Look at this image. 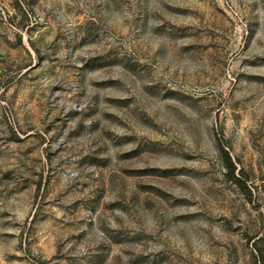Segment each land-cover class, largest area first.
Listing matches in <instances>:
<instances>
[{"label":"rangeland","instance_id":"obj_1","mask_svg":"<svg viewBox=\"0 0 264 264\" xmlns=\"http://www.w3.org/2000/svg\"><path fill=\"white\" fill-rule=\"evenodd\" d=\"M0 264H264V0H0Z\"/></svg>","mask_w":264,"mask_h":264},{"label":"trees","instance_id":"obj_2","mask_svg":"<svg viewBox=\"0 0 264 264\" xmlns=\"http://www.w3.org/2000/svg\"><path fill=\"white\" fill-rule=\"evenodd\" d=\"M221 155L223 158V162L225 164L227 175L228 177L233 180L239 187H241L244 191L250 192V189L246 186L244 180L240 175H238V172L236 173L237 166L235 164L234 159L231 157L228 150H226L222 145H219Z\"/></svg>","mask_w":264,"mask_h":264}]
</instances>
